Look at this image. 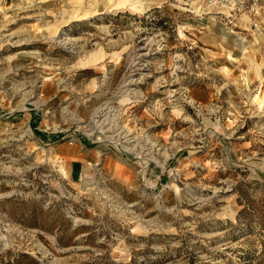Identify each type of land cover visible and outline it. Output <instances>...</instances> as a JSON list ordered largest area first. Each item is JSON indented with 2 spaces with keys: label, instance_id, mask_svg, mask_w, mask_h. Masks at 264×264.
Here are the masks:
<instances>
[{
  "label": "rangeland",
  "instance_id": "1",
  "mask_svg": "<svg viewBox=\"0 0 264 264\" xmlns=\"http://www.w3.org/2000/svg\"><path fill=\"white\" fill-rule=\"evenodd\" d=\"M141 1L0 0V264H264V0Z\"/></svg>",
  "mask_w": 264,
  "mask_h": 264
},
{
  "label": "bare ground",
  "instance_id": "2",
  "mask_svg": "<svg viewBox=\"0 0 264 264\" xmlns=\"http://www.w3.org/2000/svg\"><path fill=\"white\" fill-rule=\"evenodd\" d=\"M127 6L130 11H138L145 6V3H143L141 0H129ZM87 190H89V188H86V191Z\"/></svg>",
  "mask_w": 264,
  "mask_h": 264
},
{
  "label": "trees",
  "instance_id": "3",
  "mask_svg": "<svg viewBox=\"0 0 264 264\" xmlns=\"http://www.w3.org/2000/svg\"><path fill=\"white\" fill-rule=\"evenodd\" d=\"M159 9H158V7H154V8H151L150 9V11H152V12H156V11H158ZM157 25H160V20H156V22H155Z\"/></svg>",
  "mask_w": 264,
  "mask_h": 264
}]
</instances>
